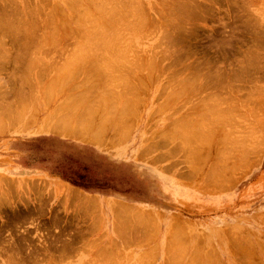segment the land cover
<instances>
[{"label":"rangeland","instance_id":"rangeland-1","mask_svg":"<svg viewBox=\"0 0 264 264\" xmlns=\"http://www.w3.org/2000/svg\"><path fill=\"white\" fill-rule=\"evenodd\" d=\"M0 264H264V0H0Z\"/></svg>","mask_w":264,"mask_h":264},{"label":"bare ground","instance_id":"bare-ground-1","mask_svg":"<svg viewBox=\"0 0 264 264\" xmlns=\"http://www.w3.org/2000/svg\"><path fill=\"white\" fill-rule=\"evenodd\" d=\"M96 2H97V1H96ZM98 2H99V1H98ZM100 2H101V1H100ZM138 3H139V2H138ZM140 4H141V3H140ZM102 5H103V4H102ZM72 8H73V7H72ZM88 9H89V8H88ZM88 9H87V10H88ZM104 9H105V8H104ZM96 10H97V9H96ZM88 11H90V10H88ZM115 11H116V9H115ZM129 11H130V10H129ZM126 12H127V11H126ZM131 12H132V11H131ZM138 12H139V11H138ZM142 12H143V11H142ZM102 13H103V12H102ZM110 13H111V12H110ZM84 14H86V13H84ZM88 14H89V13H88ZM105 14H106V13H105ZM105 14H104V15H105ZM123 14H124V13H123ZM12 15H13V14H12ZM90 15H91V14H90ZM90 15H89V16H90ZM109 15H110V14H109ZM114 15H115V14H114ZM114 15H112V16H114ZM116 15H117V14H116ZM126 15H127V14H126ZM141 15H142V14H141ZM107 16H108V15H107ZM124 16H125V15H124ZM51 17H52V15H51ZM110 17H111V16H110ZM115 17H116V16H115ZM134 17H135V15H134ZM52 18H53V17H52ZM83 18H84V16H83ZM83 18H81V19H83ZM96 18H97V17H95V19H96ZM137 18H138V17H137ZM142 18H143V17H142ZM142 18H141V20H142ZM103 19H104V18H103ZM119 19H120V18H119ZM129 19H130V18H129ZM15 20H16V19H15ZM96 20H97V19H96ZM113 20H114V23L117 22V21H115V20H117V19H114V17H113ZM139 20H140V19H139ZM73 21H74V20H73ZM88 21H89V20H88ZM119 21H120V20H119ZM123 21H124V20H123ZM129 21H131V20H129ZM134 21H135V20H134ZM146 21H147V19H146ZM93 22H94V21H93ZM125 22H126V21H125ZM117 23H118V22H117ZM139 23H140V22H139ZM143 23H145V20H143ZM187 23H188V22H187ZM20 24H21V23H20ZM52 24H53V23H52ZM85 24H86V23H85ZM98 24H99V23H98ZM141 24H142V22H141ZM81 25H82V24H81ZM101 25H103V24H101ZM108 25L110 26L109 22H108ZM111 25H112V23H111ZM116 25H117V24H116ZM120 25H122V24H120ZM124 25H125V24H124ZM143 25H144V24H143ZM5 26H6V24H5ZM17 26H18V24H17ZM54 26H55V22H54ZM62 26L64 27V25H62ZM91 26H92V25H91ZM93 26H94V25H93ZM99 26H100V24H99ZM137 26H140V25L137 24ZM141 26H142V25H141ZM95 27H96V26H95ZM101 27H102V29H103L104 26H101ZM110 27H111V26H110ZM114 27H115V26H114ZM114 27H113V25H112V28H113V29H114ZM117 27H118V26H117ZM119 27H120V26H119ZM121 27H123V26H121ZM121 27H120V28H121ZM125 27H126V26H125ZM21 28H22V27H21ZM21 28H20V29H21ZM99 28H100V27H99ZM112 28H110V30H109V28H108V27L106 28V26H105L104 30L107 29V33H108L109 31L111 32V29H112ZM120 28H118V29L120 30ZM123 28H124V27H123ZM135 28H136V27H135ZM6 29H7V28H6ZM8 29H9V28H8ZM8 29H7V30H8ZM13 29H15V28H13ZM94 29H95V28H94ZM102 29H101V30H102ZM133 29H134V28H133ZM137 29H138V27L136 28V31H137ZM17 30H18V29H17ZM21 30H22V29H21ZM23 30H24V29H23ZM57 30H58V29H57ZM70 30H71V29H69V30L66 29L65 31H64V30H62V31L68 33V31L70 32ZM85 30H86V29H85ZM90 30H91V29H90ZM90 30H89V31H90ZM96 30H97V29H96ZM116 30H117V29H116ZM119 30H118V31H119ZM125 30H126V29H125ZM130 30H131V29H130ZM130 30H129V31H130ZM78 31H79V30H78ZM87 31H88V30H87ZM126 31H127V30H126ZM132 31H133V30H132ZM132 31H130V32H132ZM138 31H140V30L138 29ZM12 32H13V31H12ZM57 32H58V31H57ZM64 32H63V33H64ZM71 32H72V31H71ZM71 32H70V33H71ZM80 32H81L82 35H83V32H82V31H80ZM98 32H99V30H98ZM101 32H102V31H101ZM103 32H104V31H103ZM113 32H114V30H113ZM120 32H122V31L120 30ZM123 32H125V31H123ZM25 33H26V32H25ZM70 33H69V35H70ZM134 33H135V32H134ZM140 33H141V32H140ZM31 34H32V33H31ZM72 34H73V32H72ZM85 34H86V33H85ZM85 34H84V35H85ZM88 34H89V33H88ZM91 34H92V33H90V35H91ZM101 34H102V33H101ZM103 34H105V33H103ZM128 34H129V33H128ZM64 35H67V36H68V34H64ZM80 35H81V34H80ZM90 35H89V36H90ZM108 35H109V33H108ZM135 35H138V33H136ZM87 36H88V35H87ZM91 36H92V35H91ZM93 36H95V35L93 34ZM105 36H106V35H105ZM85 37H86V35H85ZM96 37H97V36H96ZM102 37H104V36H102ZM107 37H109V36H107ZM107 37H105V38H107ZM110 37H111V36H110ZM16 38H17V37H16ZM86 38H88V37H86ZM90 38H91V37H90ZM122 38H124V37H122ZM40 39H41V38H40ZM96 39H99V38H96ZM108 39H109V38H108ZM85 40H86V39H85ZM89 40H90V39H89ZM100 40H101V39H100ZM152 65H153V64H152ZM248 66H249V65H248ZM151 67H152V66H151ZM242 67H243V66L241 65V68H242ZM246 68H247V67H246ZM249 68H250V67H249ZM108 70H109V68H108ZM151 70H152V68H151ZM240 70H241V69H240ZM242 70H243V69H242ZM243 71H244V70H243ZM106 73H107V72H106ZM111 73H112V71H111ZM120 75H121V74H120ZM115 77H116V76H115ZM105 78H106V77H105ZM113 78H114V77H113ZM86 79H87V77H86ZM118 79H119V78H118ZM122 80H123V79H122ZM111 81H112V80H111ZM128 81H129V80H128ZM105 82H106V81H105ZM59 84H61V83H59ZM62 84H64V83H62ZM114 84H115V83H114ZM102 85H103V84H102ZM102 85H101V86H102ZM83 99H84V98H83ZM214 100L217 101L216 99H214ZM130 101H131V100H130ZM168 101H169V100H168ZM212 101H213V100H212ZM71 102H72V101H71ZM74 103H75V102H74ZM129 103H130V102H129ZM63 105H64V104H63ZM219 105H220V104H219ZM212 106H213V105H212ZM131 107H132V106H131ZM68 108H69V107H68ZM191 108H192V107H191ZM62 111H64V110H62ZM74 111H75V110H74ZM70 112L72 113L71 110H69L68 113L70 114ZM55 113H56V112H55ZM51 114H52V113H51ZM53 114H54V112H53ZM61 114H62V113H61ZM63 114H66V113L63 112ZM69 114H67V117H68V118H71V117L68 116ZM72 114H73V113H72ZM76 114H77V113H76ZM55 115H56V114H55ZM70 115H71V114H70ZM79 115H80V114H79ZM193 115H195V114H193ZM205 115H206V114H205ZM59 116H60V115H59ZM59 116H58V117H59ZM62 116H64V115H62ZM62 116H61V117H62ZM52 117H53V116H52ZM61 117H60V119H61ZM65 117H66V115H65ZM72 117H73V116H72ZM80 117H81V116H79V118H80ZM83 117H84V116H83ZM199 117H200V116H199ZM77 118H78V117H77ZM195 118H196V117H195ZM57 119H58V118H57ZM192 119H193V118H192ZM220 119H222V118L220 117ZM72 120H73V118H72ZM74 120H75V119H74ZM80 120H81V119H80ZM64 121L68 123V121H67L66 119H65ZM106 122H107V121H105V122H103V123H106ZM256 122H257V121H256ZM67 123H66V124H67ZM72 123H73V121H72ZM76 123H77V122H76ZM80 123H82V122H80ZM93 123H94V122H93ZM100 123H101V122H100ZM100 123H99V124H100ZM103 123L101 124V126L103 125ZM107 123H108V122H107ZM213 123H214V121H213ZM46 124H47V123H46ZM48 124H49V123H48ZM56 124H57V123H56ZM56 124H55V125H56ZM77 124H79V122H78ZM83 124H84V122H83ZM83 124H81V126H82ZM86 124H88V123H86ZM214 124H215V123H214ZM59 125H60V123H59ZM59 125L57 124V126H59ZM73 125L75 126V124H73ZM89 125H90V123L88 124V126H89ZM97 125H98V124H97ZM191 125H192V124H191ZM51 126H52V125H51ZM57 126H55V127L57 128ZM61 126H62V125H61ZM88 126H87V127H88ZM92 126H93V125H92ZM101 126H100V127H101ZM105 126H106V125H105ZM216 126H217V125H216ZM69 127H70V128H69ZM69 127L63 126L62 129H61V133H63L64 135L70 133V131L73 130L74 128H72L70 125H69ZM84 127H85V126H84ZM96 128H97V127H96ZM101 128H102V127H101ZM214 128H215V127H214ZM51 129H52V128H51ZM88 129H89V128H88ZM88 129H87V130H88ZM48 130H49V129H47L46 131H48ZM94 130H95V129H94ZM102 130H105V128L102 129ZM80 131H81V130H80ZM80 131L78 132L79 134L82 133V132H84V131H82V132H80ZM88 131H89V130H88ZM99 131H100V130H99ZM214 131H215V130H214ZM94 132H98V130H97V131H94ZM101 132H102V131H101ZM176 132H177V131H176ZM61 133H60V135H61ZM72 133H73V132H72ZM72 133H70V134H72ZM74 133L76 134L77 131L75 130ZM78 133H77V136H79ZM98 133H100V132H98ZM165 133H166V132H165ZM70 134H69V135H70ZM75 134H74V135H75ZM83 135H84V133H83ZM92 135H93V137H96L97 133H96V135H95V133H94V134L92 133ZM66 136H67V135H66ZM80 136H81V135H80ZM98 136H99V135H98ZM100 136H101V135H100ZM81 137H82V136H81ZM90 137H91V136H90ZM116 137H117V136H116ZM228 138H229V137H228ZM87 139H88V138H87ZM112 139H113V138H112ZM85 140H86V139H85ZM96 140L98 141L97 138H96ZM96 140H95V141H96ZM99 140H100V139H99ZM229 140H230V139H229ZM92 141H93V140H92ZM254 143H255V142H254ZM101 144H102V143H101ZM225 144H226V143H225ZM231 146H232V145H231ZM227 149H228V148H227ZM227 151H228V150H227ZM244 152H245V151H244ZM244 152H243V154H244ZM230 155H231V154H230ZM221 161H222V160H221ZM228 161H229V160H228ZM231 161H232V160H231ZM234 165H235V164H234ZM210 168H211V166H210ZM223 169H224V168H223ZM210 174H211V172H210ZM214 174H215V173H214ZM210 176H212V175H210ZM213 177H214V176H213ZM70 191H71V190H70ZM72 192L74 193V191H72ZM72 192H71V193H72ZM83 199H86V198H83ZM88 200H89V199H88ZM88 203H89V202H88ZM83 205H84V204H83ZM116 206H118V204H117ZM125 207H126V206H125ZM125 207L122 205L121 208L123 209V208H125ZM114 208H115V206H114ZM118 208H119V207H118ZM121 208H119V209H121ZM122 209L119 210V211H118V209H116V210L118 211V212H117V211H116V212H117V213H119V212H121V211L123 212ZM127 210H128V211H127ZM127 210H126V208H125V209H124L125 213H123V214L125 215V214L128 213L127 215H128V217H129V215L131 216V214H130V210H131V209H129V207H128ZM134 211H135V210H134ZM116 212H115V213H116ZM126 212H127V213H126ZM135 213H136V212H134V214H135ZM121 214H122V213H121ZM123 214H122V215H123ZM134 214L132 213V215H134ZM119 215H120V214H119ZM175 239H176V238H175ZM176 241H177V240H176ZM179 247H180V246H179ZM177 249H178V248H177ZM179 249H180V248H179ZM208 251H209V250H208ZM174 253H175V252H174ZM176 253H177V252H176ZM176 253H175V255H176ZM208 254H209V253H208ZM175 257H176V256H175ZM211 257H212V256H211ZM173 258H174V256H173ZM177 258H178V256H177ZM209 258H210V257H209ZM212 258H214V257H212ZM176 260H177V259H176ZM176 260H175V261H176ZM208 262H209V261H208ZM210 263H211V262H210Z\"/></svg>","mask_w":264,"mask_h":264},{"label":"trees","instance_id":"trees-1","mask_svg":"<svg viewBox=\"0 0 264 264\" xmlns=\"http://www.w3.org/2000/svg\"><path fill=\"white\" fill-rule=\"evenodd\" d=\"M60 175L64 180L68 181L72 185L84 189L86 191H91L95 188L90 181L86 182V175H82L81 173L75 171H61Z\"/></svg>","mask_w":264,"mask_h":264}]
</instances>
